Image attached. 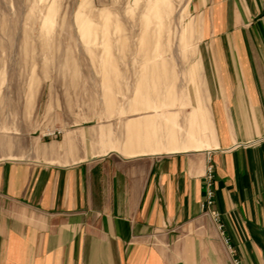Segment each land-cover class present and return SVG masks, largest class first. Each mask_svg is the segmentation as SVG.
<instances>
[{
    "label": "crops",
    "instance_id": "0c3cea01",
    "mask_svg": "<svg viewBox=\"0 0 264 264\" xmlns=\"http://www.w3.org/2000/svg\"><path fill=\"white\" fill-rule=\"evenodd\" d=\"M197 2L200 146L182 133L179 149L130 153L124 127L69 163L0 162V264H232L226 242L264 264V0ZM208 162L222 230L202 206Z\"/></svg>",
    "mask_w": 264,
    "mask_h": 264
},
{
    "label": "rangeland",
    "instance_id": "374dc122",
    "mask_svg": "<svg viewBox=\"0 0 264 264\" xmlns=\"http://www.w3.org/2000/svg\"><path fill=\"white\" fill-rule=\"evenodd\" d=\"M168 8L156 16L147 0H0V162L104 153L131 122L139 135L171 122L176 143L197 132L187 63L197 54L198 2ZM200 131L208 138V122Z\"/></svg>",
    "mask_w": 264,
    "mask_h": 264
},
{
    "label": "bare ground",
    "instance_id": "6f19581e",
    "mask_svg": "<svg viewBox=\"0 0 264 264\" xmlns=\"http://www.w3.org/2000/svg\"><path fill=\"white\" fill-rule=\"evenodd\" d=\"M148 5L151 8H154L155 12L154 15H164L167 16L168 12L170 11L168 8V0H147ZM147 16H151L150 14ZM146 16V17H147ZM163 25V24H162ZM106 43V42H105ZM168 121H170V119H167ZM154 123V121L152 122ZM171 126V122L170 124L166 125L165 123H162L160 126H155L154 128H152L150 131L145 129V133L146 134H140L136 131V128L134 126V123L131 122L129 124V134L126 135V145L128 146V148L130 149V153H134V152H139V151H154V150H159V148L157 147H151L152 143H155V141L157 140L156 135H159V130L161 131L162 134H160V136H162L163 134H165V137L167 139V149L168 150H176L178 147L176 146V135H175V130ZM138 133V135H137ZM143 139H146L147 143L148 141H151L149 144L145 143V144H141L142 141H144ZM185 143L183 145V147L186 148H194V147H199L200 144L197 143L196 140H194V131L192 130V127H190V130L186 133L185 136ZM135 145L139 146L142 145L143 148H139L137 150L134 149ZM105 152V150H104Z\"/></svg>",
    "mask_w": 264,
    "mask_h": 264
},
{
    "label": "built area",
    "instance_id": "2783aa9c",
    "mask_svg": "<svg viewBox=\"0 0 264 264\" xmlns=\"http://www.w3.org/2000/svg\"><path fill=\"white\" fill-rule=\"evenodd\" d=\"M204 181L206 184V188H205V200L202 206L205 208V213L208 214L213 219L217 228L219 230H222L223 224L220 220V214L217 210L212 208V205H214V200H215V191L213 187L214 166L210 162L207 163L206 168H205ZM226 245H227L228 254L231 259V263L232 264H242V261L238 257L235 256L234 250L231 248V246L227 242H226Z\"/></svg>",
    "mask_w": 264,
    "mask_h": 264
}]
</instances>
